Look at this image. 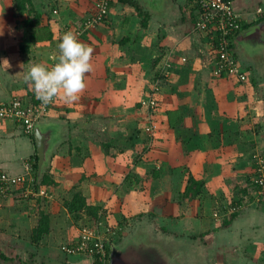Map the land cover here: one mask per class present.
Instances as JSON below:
<instances>
[{"label": "crops", "instance_id": "0c3cea01", "mask_svg": "<svg viewBox=\"0 0 264 264\" xmlns=\"http://www.w3.org/2000/svg\"><path fill=\"white\" fill-rule=\"evenodd\" d=\"M23 1L24 5L18 9L16 0H0V104L15 97L32 103L36 101L24 79L27 70L35 63L51 67L49 52L53 46L59 44L64 33L88 18L95 5V0ZM233 3L245 27L233 39L232 52L248 80L242 82L237 77L213 74L216 60L213 31L196 29L195 18L200 16L194 0H111L105 21L82 40L93 49V70L86 75V88L72 103L54 99L52 113L39 124H45L44 130L52 135V141L58 133L61 139H66L71 130L74 136L81 137L80 140L87 144L92 142L97 147L101 139L109 141L111 131L127 129L132 120L131 111L135 108L131 93L141 96L159 84L160 111L155 119L158 120L157 130L161 129V132L157 134L156 143L166 152L165 160H172L173 167L169 166L168 172H161V178L145 181V185H151L152 199L163 190H166L165 200L170 198L169 193L173 190L180 191L179 195L185 190L188 180L174 174L179 164L196 170L199 176L195 178L206 182L207 191L216 192L191 200L179 196L175 210L195 203L198 231L204 244L207 231L211 230L213 247L228 248H222L217 264H264V208L241 205L242 196L239 198L238 195H234L228 208L229 204L223 200V187L227 185L224 175L233 173L222 172L227 169L224 167L221 172L213 171L205 176L207 169L199 165L200 161L208 160V154L215 157L231 153L239 136L240 140L251 144L246 154L250 152L253 157L257 151L264 158V141L260 140L264 134V13L258 12L260 7L264 8V0H233ZM137 4L141 8L140 14ZM38 20L40 24L36 26ZM54 50L50 55L55 54ZM58 53L52 59L57 60ZM148 78L156 80L150 82L149 88L145 83ZM108 112L118 115V120H107ZM95 114L99 116L95 120L102 123L98 125L102 127L99 139L93 136L89 141L86 134L73 132L79 128L74 124V115L85 116L87 131L88 124L94 126L89 118ZM135 126H138L137 120ZM219 140L221 146L216 144ZM163 144L166 145L164 148ZM58 146L55 145L53 153L52 173L57 181H61L57 168L62 164L64 154ZM153 149L157 148L149 146L150 153ZM37 155L34 132L27 134L21 124L0 118V170L12 176L23 175L30 181V186H34L33 161ZM162 174L167 176V184ZM65 185L60 183L58 188L62 190ZM247 189L242 191L243 196L250 193ZM42 191L46 195H41ZM54 192L51 194L43 188L27 198L19 196L18 192L0 197V253L10 258L5 261L0 256V264H94L92 256L69 254L64 249L65 245L78 242L81 227L76 229L72 219L59 217V222L54 219L57 218L51 214L55 208ZM221 207L230 209L229 216L217 221L212 213L211 220L208 211L216 210V214H220ZM41 211L51 215L50 232L39 243H33L30 235L38 225ZM178 215L179 211L176 217ZM181 224L176 223L171 231H178L180 235L188 225ZM210 224H213L212 229L208 227ZM134 229L124 235L120 228L121 238L111 241L110 255L112 244L121 245Z\"/></svg>", "mask_w": 264, "mask_h": 264}, {"label": "rangeland", "instance_id": "374dc122", "mask_svg": "<svg viewBox=\"0 0 264 264\" xmlns=\"http://www.w3.org/2000/svg\"><path fill=\"white\" fill-rule=\"evenodd\" d=\"M94 9L95 5L93 10ZM54 48V51H56L55 54L52 52L50 55ZM57 48L58 45H55L49 52V63H51V65H54L57 62L55 58L52 59L53 56L59 52L57 51ZM52 61L54 62L53 64ZM152 81L153 80L145 81L148 88L151 86L150 82ZM155 81L156 80H154L153 83ZM147 94L138 96L137 93H131L130 97L132 98V104L135 107L130 114L132 120L129 121L128 124L125 123L128 125L127 129L123 127L124 129L114 130L113 132L111 131L108 142L102 141L104 140L103 138L100 140L101 144L96 147L94 143L90 142L87 144L82 139L80 140V136H74V133H71V130L68 132L66 139L63 138L59 140L57 144L59 145L58 147L63 150L64 155L61 161L62 164L57 168V176L61 179V181H58L59 184L65 183L66 187H63L62 190L58 188L60 189L59 191L56 190L57 188L55 189V197L53 199V205L55 208L51 210V214L52 216L55 215V217H57L54 219H57L58 222L60 220L59 217L72 219V224L76 226V229H79L83 224L95 225V223H97L100 229H104V232H107L104 233V235L107 234L110 236H114L120 228H122L125 235L133 227L136 228L137 226L146 223V225H152L154 229L150 234L153 236V239L173 235L169 238L179 241L180 243H178L180 246L183 245V253L181 252L180 254L176 252L177 254H175L174 257H171L169 255L167 256V253L161 250L162 247L160 248L157 245L154 246L155 243L142 241L138 243V246L126 247L125 245L128 243V240H123L122 243L120 242V246L125 247L122 248L121 253L126 252L128 254L127 257L131 264H217V259L220 258L219 255H221L220 252L223 251L222 248L225 250L228 248L220 246L222 248L216 249L213 247L214 242L211 244L212 239H210L213 234L211 230L207 231L208 236L206 235L205 238L206 245L204 244V238L199 235L198 231L199 220L195 216L197 210L195 208V203H192L190 207L184 205L183 208L178 207L179 210H175L174 206L177 207L176 202L179 201V196L181 198V195H179L180 191L173 190L172 194L169 193L170 198L165 200L166 190H163L159 194H156L157 196L152 199L153 192L149 189L151 185H145V181L150 180V178L153 177V170L161 168L162 172H168V167H173L171 165L172 160H165L166 152H163V149L160 148L161 145H157L156 143V141H158V139H156L157 134L161 132V129L157 130L156 126V122L158 123V120L156 119L159 116L160 105H157V107L154 108L155 110L152 109V111L150 108L143 106L142 101L148 96ZM49 113L51 114L52 111ZM107 115L109 116L107 117V120H118V115L109 112ZM73 118L74 124L79 127L73 132L86 134L89 141H91V137L93 136L96 138L102 136L101 131H99L102 127L99 128L98 126L102 123L100 120H95L96 118H99L98 115L95 114L94 117L89 118V122H94V126L88 124L92 129L88 127L87 131H85V116L76 117V115H74ZM136 120L138 121V126H135ZM77 121L82 122L83 125H80L82 123H77ZM150 129L152 132H150ZM246 139L248 138L246 137ZM260 140L264 141V134L263 136L261 135ZM220 142L221 141L219 140L216 144L221 146L222 143ZM152 145L157 149H153V151L151 150L152 152L150 153L149 146L152 147ZM234 145V148L231 149V153L227 152V155L219 154V156L217 155L215 157L208 154V160L200 161L199 165L207 169L205 176L213 171L221 172V168L224 167L227 169L222 170V172L230 171L233 173L231 175H224L227 185L223 187V200L225 199L227 204H229L228 208H230V204L233 202L234 195H238L239 198L242 196V200H240L241 205L250 204L249 206L264 208V192H261L263 190L258 189L255 183L253 184L255 170L259 165L258 162L262 160L264 162V158H262L261 154L257 151L255 152L256 155L253 157H250V152L249 155L248 153L246 154L245 151L251 147V144L249 141H243L242 138L240 140V136L238 137V142L234 143ZM162 146L164 148L166 145L163 144ZM50 163V166L46 170L52 172L54 156H52ZM176 170L174 172L175 177L183 178L184 181H187L191 176L194 178L199 176L197 175L196 170L192 171L190 167H186L183 164H179ZM250 175L253 176L250 177ZM162 178H165L164 181L167 180V176L164 174H162ZM242 179L244 180L242 181ZM167 183L168 180L166 181V184ZM245 187L249 188L247 190H249L250 193L243 196L242 191ZM76 191L82 192L90 204L101 207L98 219H92L90 221L86 217V214H82V216L80 215L81 217L77 218L76 215L67 211L65 202L67 199H70ZM205 192L212 195L216 191L205 190L204 193ZM41 195L46 194L42 193ZM157 197L160 199L159 201ZM244 199L245 202H243ZM170 202L171 205H169ZM222 209L223 207H221L222 212H219L220 214H216V210L212 211L210 209L208 211L209 218L211 219L212 213H214V217L217 221L229 216L230 209ZM178 211L180 215L176 217ZM5 213H7V211ZM49 216L51 217L50 214ZM9 218H11V216ZM181 222L188 225L187 228L185 225V231H181L182 233L180 236L178 231L175 233L171 231V228H175L174 225H176V223L180 225ZM169 223H171V225ZM167 224H169L170 228ZM208 227L212 229L213 224H210ZM108 228L110 229V232H108ZM121 233L120 235H122ZM148 245L153 247H149ZM121 257L122 255L119 258L120 262L122 261ZM176 259L179 260L177 261ZM223 264L228 263L223 262Z\"/></svg>", "mask_w": 264, "mask_h": 264}, {"label": "built area", "instance_id": "2783aa9c", "mask_svg": "<svg viewBox=\"0 0 264 264\" xmlns=\"http://www.w3.org/2000/svg\"><path fill=\"white\" fill-rule=\"evenodd\" d=\"M95 9L78 27L71 30L79 40L84 32H89L105 21L110 12L111 0H95ZM201 8L202 18L196 25L197 30H213L220 32L216 46V60L213 68L215 76L237 77L240 81L247 80V74L241 69L238 59L230 48L231 32L240 26L241 15L235 10L233 0H196ZM264 13V8L258 9ZM215 36V35H214ZM185 60V59H184ZM161 86L154 85L148 92V96L142 101V105L152 109L159 105L157 95ZM54 101V100H53ZM53 102L43 104L36 99L35 102H27L25 99L15 97L8 102L0 104V118L11 120L21 124L25 133L31 134L38 124L50 111ZM155 110V109H154ZM153 110V111H154ZM150 132L152 130L150 129ZM151 134V133H150ZM261 159V158H258ZM255 170L253 184L264 192V162H258ZM13 187H25V194H33L30 181L23 175L12 176L0 170V194L11 191ZM45 193L44 191H42ZM108 232L110 229L108 228ZM104 229L97 224L81 226V235L77 243L67 244L64 249L69 254H86L98 260L101 264H110L107 252V244L111 243L110 235H104Z\"/></svg>", "mask_w": 264, "mask_h": 264}, {"label": "clouds", "instance_id": "9594fccd", "mask_svg": "<svg viewBox=\"0 0 264 264\" xmlns=\"http://www.w3.org/2000/svg\"><path fill=\"white\" fill-rule=\"evenodd\" d=\"M58 49L54 65L32 64L24 76L35 97L43 104H49L54 99L65 103L78 100L86 88V75L93 70L92 47L80 41L73 32L62 35Z\"/></svg>", "mask_w": 264, "mask_h": 264}, {"label": "trees", "instance_id": "16d2710c", "mask_svg": "<svg viewBox=\"0 0 264 264\" xmlns=\"http://www.w3.org/2000/svg\"><path fill=\"white\" fill-rule=\"evenodd\" d=\"M16 1H17V3H16L17 8L21 9V7L24 5V1L23 0H21V1L16 0ZM194 1H195L197 8H198L197 15L200 16V18L197 20L195 18V27H196L198 21L202 18V13H201L202 10L199 7L196 0H194ZM110 4H111V2H110ZM137 11L139 14L141 13V8H140V6H138V4H137ZM21 12H23V10ZM39 24H40V20H38L36 22V26H38ZM244 27H245V25L243 23V20H241L240 26L236 29L234 28L233 31L231 32V39H230L231 50L233 49V39H235L244 30ZM69 30H71V29H69ZM90 32L91 31L84 32L81 36L80 41H82L86 36H88V34ZM212 34L215 35L213 38L214 39L213 42H215V44H217L218 43V36H219L220 32H218V31L214 32L213 31ZM233 54H234V52H233ZM234 56L236 57L235 54H234ZM247 80H248V75H247ZM19 98H22V97H19ZM32 138H33V136H32ZM33 169H34V186H31L33 191L36 190L39 192V191H41V189L44 188L45 190H47L49 193L52 194L54 192V190L56 188H58V186L60 184L54 178V174L50 170L49 171L46 170V171H44V173L40 172L39 166H38V155L35 157V160L33 161ZM161 172H162L161 168L158 170H153L152 171L153 177H151V178H153V179L161 178ZM12 190L7 191L5 193H1L0 197L9 195L10 193H15V192H18V195H22L25 198L30 197L32 195V194H28V195L25 194V187H20L19 189H15V190L12 189ZM205 190L207 191L206 182L204 180H198V179L194 178L193 176H191L188 179V183L185 187V190L181 193V198L190 199V200L196 199V198L200 199V197L202 195L208 193V192L204 193ZM240 202L241 201H239V203ZM243 202H245V199L243 200ZM65 203H66L65 206H66L67 211L69 213L76 215L77 217H81L82 214L83 215L86 214V217L90 221L92 219H98V217H99V212L101 210V207L90 204L82 192L76 191L70 199H67V201ZM95 224H97V223H95ZM84 225H86V224H83L82 226H84ZM49 232H50V216L48 213L41 211L39 214L38 225L32 230L30 238H31L33 243H39L43 239V237H45ZM120 233H121V230L119 229L114 236H110V240L113 242V241H115V239L121 238ZM109 245L110 244L108 243L106 248H107V252H108V257L110 259V250L111 249L109 248L110 247ZM0 256L5 261L10 259L4 253H0ZM94 264H101V263L98 260H95Z\"/></svg>", "mask_w": 264, "mask_h": 264}, {"label": "water", "instance_id": "95a60500", "mask_svg": "<svg viewBox=\"0 0 264 264\" xmlns=\"http://www.w3.org/2000/svg\"><path fill=\"white\" fill-rule=\"evenodd\" d=\"M45 124H36L35 130H34V135H35V141H36V146L38 150V157H39V170L41 172H44L49 166L50 162L54 153L55 145L58 143V141L61 139L60 134L58 133L57 138L55 141H52V135L49 134V132H46L44 130ZM154 231L152 225L149 226L146 223L142 224L141 226H137L129 239L127 241L128 243L126 244L128 247L129 246H138L139 242L142 241H148L151 243H155L158 247H162L161 250L163 252L167 253V256L174 257L175 254L183 253L184 248L183 245L180 246V242L177 240H174L173 238H169L171 236H162V237H157L153 239V236L150 234ZM133 238V239H132ZM131 239V240H130ZM170 239V240H169ZM147 242V243H148ZM179 242V243H178ZM147 245V244H146ZM149 247H153L151 245H148ZM119 247V248H118ZM122 248L119 244V246L112 244V253L110 255V264H117L119 262V258L121 256ZM177 252V253H176ZM121 253V254H120ZM173 260V258H172ZM177 261L179 259H176Z\"/></svg>", "mask_w": 264, "mask_h": 264}, {"label": "flooded vegetation", "instance_id": "af4514ba", "mask_svg": "<svg viewBox=\"0 0 264 264\" xmlns=\"http://www.w3.org/2000/svg\"><path fill=\"white\" fill-rule=\"evenodd\" d=\"M122 254H124V255H122ZM122 254H121L122 255V257H121L122 261L121 262L119 261L117 264H131L130 260L127 257L128 254L126 252L122 253Z\"/></svg>", "mask_w": 264, "mask_h": 264}]
</instances>
